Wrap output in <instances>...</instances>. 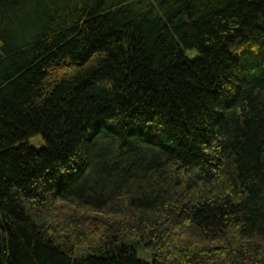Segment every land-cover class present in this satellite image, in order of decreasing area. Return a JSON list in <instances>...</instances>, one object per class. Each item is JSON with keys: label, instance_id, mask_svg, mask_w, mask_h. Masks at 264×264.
<instances>
[{"label": "trees", "instance_id": "1", "mask_svg": "<svg viewBox=\"0 0 264 264\" xmlns=\"http://www.w3.org/2000/svg\"><path fill=\"white\" fill-rule=\"evenodd\" d=\"M0 264H264V0H0Z\"/></svg>", "mask_w": 264, "mask_h": 264}, {"label": "rangeland", "instance_id": "2", "mask_svg": "<svg viewBox=\"0 0 264 264\" xmlns=\"http://www.w3.org/2000/svg\"><path fill=\"white\" fill-rule=\"evenodd\" d=\"M33 145L38 147V148H41V141L40 139H35L32 141Z\"/></svg>", "mask_w": 264, "mask_h": 264}]
</instances>
